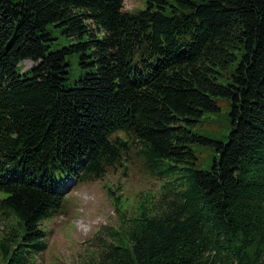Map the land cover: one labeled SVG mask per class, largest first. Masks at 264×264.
Segmentation results:
<instances>
[{"label":"trees","instance_id":"1","mask_svg":"<svg viewBox=\"0 0 264 264\" xmlns=\"http://www.w3.org/2000/svg\"><path fill=\"white\" fill-rule=\"evenodd\" d=\"M144 1L0 0V211L17 218L0 264H39L42 221L121 164L120 131L178 189L83 264H264V0ZM52 28L72 42L50 50ZM73 55L87 69L70 84ZM218 97L226 140L195 130ZM195 145L214 149L209 169Z\"/></svg>","mask_w":264,"mask_h":264},{"label":"rangeland","instance_id":"2","mask_svg":"<svg viewBox=\"0 0 264 264\" xmlns=\"http://www.w3.org/2000/svg\"><path fill=\"white\" fill-rule=\"evenodd\" d=\"M145 6L144 0H124V9L137 11ZM50 50L72 42L58 28H52ZM70 76L73 84L87 68L81 66L78 55L70 56ZM26 59L19 65L23 72L35 65ZM220 111L206 114L195 126L197 133L226 140L230 131V99L218 97ZM130 144L121 164L108 168L102 177L82 179L64 188L65 199L61 208L42 221L47 232V249L35 258L39 264H83L98 259L108 245L117 241L122 228H128L131 220L149 210L161 212L174 198L177 191L175 175H161L150 167L142 143L123 131L117 133ZM199 156V168L209 169L215 151L212 147L195 145ZM63 177V174H60ZM179 175V172L176 173ZM0 193V197L4 196ZM17 226V218L0 211V227Z\"/></svg>","mask_w":264,"mask_h":264}]
</instances>
